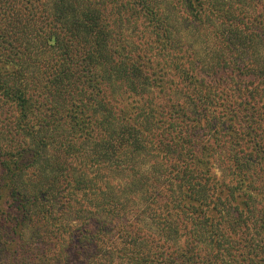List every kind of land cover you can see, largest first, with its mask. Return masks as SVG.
Returning <instances> with one entry per match:
<instances>
[{
	"label": "trees",
	"instance_id": "1",
	"mask_svg": "<svg viewBox=\"0 0 264 264\" xmlns=\"http://www.w3.org/2000/svg\"><path fill=\"white\" fill-rule=\"evenodd\" d=\"M7 264H264V0H0Z\"/></svg>",
	"mask_w": 264,
	"mask_h": 264
},
{
	"label": "rangeland",
	"instance_id": "2",
	"mask_svg": "<svg viewBox=\"0 0 264 264\" xmlns=\"http://www.w3.org/2000/svg\"><path fill=\"white\" fill-rule=\"evenodd\" d=\"M0 264H7V256L1 246H0Z\"/></svg>",
	"mask_w": 264,
	"mask_h": 264
}]
</instances>
